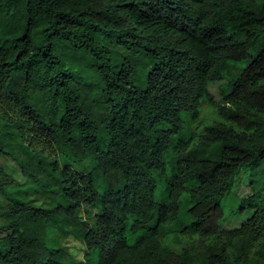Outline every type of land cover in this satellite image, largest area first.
Returning a JSON list of instances; mask_svg holds the SVG:
<instances>
[{"label":"trees","instance_id":"trees-1","mask_svg":"<svg viewBox=\"0 0 264 264\" xmlns=\"http://www.w3.org/2000/svg\"><path fill=\"white\" fill-rule=\"evenodd\" d=\"M3 157L0 264H264V0H0Z\"/></svg>","mask_w":264,"mask_h":264},{"label":"rangeland","instance_id":"rangeland-1","mask_svg":"<svg viewBox=\"0 0 264 264\" xmlns=\"http://www.w3.org/2000/svg\"><path fill=\"white\" fill-rule=\"evenodd\" d=\"M225 82H226V80H220V81H215L214 83H211V85H210V90L213 93L216 101H220L222 99L220 86ZM211 111H213L211 104H209L207 101H205L203 103V111H202L201 115H205V114L208 115V113H211ZM0 166H3L9 172L16 174L19 179H21V180L24 179L23 176L21 175L20 168L14 159H11V158L5 159L3 157L0 159ZM248 172L249 173L243 174L241 181L239 180V178L237 179L238 182H240V183L238 185L235 184V186L232 187L231 195L235 194V192L237 191L239 196L241 195V197H245V196L252 194L253 188H254V190L258 193V195L254 196V198L255 199L264 198V168L262 167V165H259L255 168H249ZM236 186H237V188H236ZM224 198L225 199H223L222 203H223V205L225 207L224 209L227 211V215H228L229 206L227 203V197H224ZM186 199H187L186 197H182V199H181V210H182L181 214L182 215L187 214L186 210L189 207V203H187ZM252 211H253V209L247 210L243 214L230 213L231 217L229 219L224 220L223 223L228 224L229 226H225L228 228H232L233 226L237 227L240 224H242L252 214ZM180 220H182V216H180ZM0 234L3 235L4 233L0 232ZM169 236L170 237L168 239H171V240L173 237H176L173 234H170ZM171 242H173V241H171ZM173 244L174 243H172L171 245L174 246ZM181 245L183 246L182 243H181ZM181 245L178 246L179 249H180ZM84 253L85 252L83 250H81L78 253V258H83ZM96 261H97V252H96V250H92V253L89 257V263H86V264H96Z\"/></svg>","mask_w":264,"mask_h":264}]
</instances>
